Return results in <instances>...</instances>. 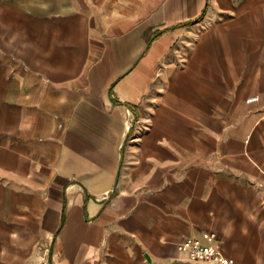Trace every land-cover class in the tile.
<instances>
[{"label":"crops","instance_id":"1","mask_svg":"<svg viewBox=\"0 0 264 264\" xmlns=\"http://www.w3.org/2000/svg\"><path fill=\"white\" fill-rule=\"evenodd\" d=\"M210 233L264 264V0H0V264Z\"/></svg>","mask_w":264,"mask_h":264},{"label":"built area","instance_id":"2","mask_svg":"<svg viewBox=\"0 0 264 264\" xmlns=\"http://www.w3.org/2000/svg\"><path fill=\"white\" fill-rule=\"evenodd\" d=\"M259 98L249 99L248 103L258 102ZM217 236L214 233L207 234L205 239L207 243L200 239H185L177 245L180 253L186 254L190 262L196 264H240L232 257H226L213 245Z\"/></svg>","mask_w":264,"mask_h":264},{"label":"rangeland","instance_id":"3","mask_svg":"<svg viewBox=\"0 0 264 264\" xmlns=\"http://www.w3.org/2000/svg\"><path fill=\"white\" fill-rule=\"evenodd\" d=\"M48 256L45 252V247L42 242L36 243V250L33 256L30 257L28 264H47Z\"/></svg>","mask_w":264,"mask_h":264}]
</instances>
